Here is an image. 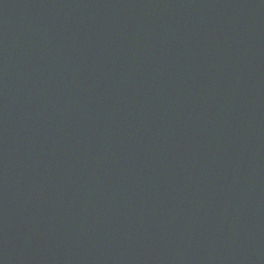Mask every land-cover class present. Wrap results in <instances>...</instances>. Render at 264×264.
Wrapping results in <instances>:
<instances>
[{"label": "water", "instance_id": "water-1", "mask_svg": "<svg viewBox=\"0 0 264 264\" xmlns=\"http://www.w3.org/2000/svg\"><path fill=\"white\" fill-rule=\"evenodd\" d=\"M0 264H264V0H0Z\"/></svg>", "mask_w": 264, "mask_h": 264}]
</instances>
